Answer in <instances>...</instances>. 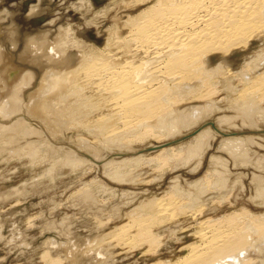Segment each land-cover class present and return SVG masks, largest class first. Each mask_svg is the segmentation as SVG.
Listing matches in <instances>:
<instances>
[{"label":"bare ground","instance_id":"bare-ground-1","mask_svg":"<svg viewBox=\"0 0 264 264\" xmlns=\"http://www.w3.org/2000/svg\"><path fill=\"white\" fill-rule=\"evenodd\" d=\"M113 2L80 27L85 31L81 34H88L87 28L92 30L99 18L106 20L117 5L136 11L104 31H95L102 47L80 39L73 26L57 28L54 21L41 29L30 25L28 31L37 32L36 36H29L25 47L20 44L19 56L11 44L8 54L0 45V148L9 149L13 160L27 158L52 183L73 175L81 181L94 168H101L114 183L152 184L153 179L148 181L152 172L161 170L163 175L197 160L193 171L199 169L221 137L218 149L234 158L238 168H247L252 160L249 144L255 140L224 134L223 126L236 118L220 116L212 126L208 120L218 111L223 113L220 104L226 103L229 110L245 115L250 127L264 124V0H134L131 8L124 6L129 0ZM41 3L31 5L26 19L44 22L42 13L48 10L41 9ZM73 7L91 12L89 1ZM12 29L17 32L16 27ZM54 30L60 34L56 38ZM91 33L88 36L93 38ZM12 58L27 70L10 63ZM191 130L194 134L186 137L184 132ZM210 164L214 168L203 179L187 183L189 190L175 181L162 197L151 199L137 212L129 211V222L112 235L114 243L121 241L124 247L160 258L161 251L175 252L176 243L190 241L181 250L187 252L184 256L152 264H264V212L236 209L234 201L231 213L204 217L232 194L228 180L233 173L225 160L213 156ZM255 164L262 170L264 157ZM254 181L264 186V177ZM94 182L99 193L110 195L103 180ZM82 186L76 196L96 201L90 182ZM250 201L263 207L264 187ZM97 221L99 228L106 225ZM96 240L73 235L65 246L69 264L105 262L107 257ZM47 254H41L45 264L63 263L60 257Z\"/></svg>","mask_w":264,"mask_h":264},{"label":"rangeland","instance_id":"rangeland-1","mask_svg":"<svg viewBox=\"0 0 264 264\" xmlns=\"http://www.w3.org/2000/svg\"><path fill=\"white\" fill-rule=\"evenodd\" d=\"M46 1L48 3H46ZM81 1L82 0H44V1L42 0V3L40 5L41 9L48 10V12L42 13V18L45 19L44 22H42L43 20L42 21L36 20L33 17L30 19H26V16H28L30 13L29 9L34 5H37V4L39 5V0H0V24H2V30L0 28V45H2V47L4 48V52L8 54L7 52V49L9 48L8 45L11 44V48H13L15 52L14 54H16L17 56L21 55L22 49H23L22 47L26 46L25 45L26 39L29 38V36H33V35L36 36V33H37V32L28 31L29 30L28 27L32 25V26L40 27L41 29L44 25L49 24L51 21H54L55 23L57 22L56 24V26L58 25L57 28H61V27L66 28L68 25L73 26L74 29L78 31L79 33L78 36L80 39L85 40L87 43H92V44L98 45L99 47H102L101 45L103 43H100V44L97 43V40L95 38L97 31L98 30L99 32L104 31L107 29L108 26H112L113 22H115L117 19L119 21V19H121L122 17V21H124L126 20L129 14H132V13L135 14L134 12H136V11H132L131 9L130 10L126 8L123 9L121 7L122 5H117L116 7H114V11L112 10L108 12L109 14L106 17V20L99 18L97 22L100 21L101 23L100 22L97 23L98 26L96 24L95 26L91 25L92 30H89V28H87L88 34L86 33L83 35L81 33L85 31L82 30L83 28L80 29V27L89 21L91 22L92 19H96L97 12L101 11L102 9L106 7L109 8L113 0H103L99 3L97 0H85L87 2L89 1V4L91 6V12H87L84 9L77 10L75 7H73L74 4L76 3L78 4ZM131 1H134V0H129V4H124V6L130 7ZM142 8L145 9V7H142ZM7 11H9L10 15ZM83 14L86 15L88 18H84ZM4 16L6 17L9 16V17L6 18ZM16 17L18 18L16 19ZM19 25L20 26L22 25L21 30L19 28ZM13 27L17 28L16 33H14L13 31L12 29ZM25 31H28V32H26L25 34L24 33ZM54 31L55 33H53V36H55L54 38H56L60 34H57L58 30H54ZM95 31H96V34H94ZM90 33L93 38L88 36L90 35ZM11 35H13V37H9ZM20 44L23 46L21 47ZM13 58L9 59L10 63L13 62L15 65H17L18 67H21L23 70H27V69H24L23 66H19L17 63H15L17 62V60ZM6 62L8 64V61ZM42 73L44 74V72ZM239 93L240 94L242 93L241 89L239 90ZM220 106L222 108V110L220 111H223V113L218 111L216 114L214 113L212 115V117L208 120L210 121L209 124H211V126L215 125L214 122H216L215 120L218 117L227 115V116H230L231 118H236V119L232 120L231 125L223 126L224 130L227 129L225 133L223 130L224 134H226L227 136H232V137L243 136L242 138L245 137L247 139L255 140L254 144H251V145L249 144V148H250L249 155L252 158V160H251V164H248V166L246 165L247 168L242 167V166H239L238 168V165L237 166L235 165L234 158H232L226 152L224 153L218 149L220 142L224 139L220 135L219 136L221 138H219L217 142H215L213 149H209L207 153L205 152L206 154L202 160L203 162L202 166L199 169L194 170L195 172L193 171V168H195V166L197 165L198 160L192 163H189V165H187L186 167L178 168L177 170H174L173 172H166L165 174H163L164 176L162 175L163 171L161 170L158 173L152 172V174L150 173L148 176L149 177L148 181L150 179H153L151 180L152 184L149 183L148 185L147 184L146 185L144 184L135 185L132 183L131 184L130 183L129 184L128 183L126 184L125 183H121V184L114 183L110 181L108 178L103 176V174L101 173L102 172L101 168L99 170L94 168L92 173L88 174L81 181L75 180L77 179V176L73 175L68 178L67 177L63 178L62 180H59V182L57 181L56 183L55 182L52 183V181L49 182L50 176L46 175L44 178V175H43L42 177L40 175L41 174L40 168L38 169L37 167H32V165L30 164L29 160H27V158L26 160H21V161L18 159L13 160V158L11 159V156L8 155L9 149L0 148V264H45V262L41 260L43 256L47 253L49 255L52 254L51 257L53 258L60 257L59 259L63 261V263L61 264H69V261L66 257L65 246L67 245V243L70 242V239L72 238L73 235H80V233L81 235L83 234L84 236L97 239L96 242L98 243V245H100L101 249H103L101 250L103 255L107 257L106 258L107 260L105 259V262L102 261L101 264H152V263L157 262L159 259L160 260L163 259V261L168 260V259L176 260L179 257L184 256V254H186L187 252H185V250L183 251L181 250L184 247L186 248V246L190 243L188 239L183 241L181 244L176 243L173 248V249L176 248L175 252H173L172 249L168 250L169 253L165 251H161L160 258H159V257H153L152 254L149 255L151 252L146 253L144 255L142 254V251H140L139 249L138 250L136 249L137 250L136 251L135 249L133 250L131 246L124 247L121 241L114 243L112 239L113 237L112 235L119 228H121L123 225L129 222V215H130L129 213H131V211L132 213L134 211L137 212V209H139L142 205H144L151 199L162 197V195H164L167 192V190L169 191L170 187L176 184V182L179 181L178 183L182 187L189 190V188L187 187L188 182H194L196 180L203 179L202 177H204L210 169L214 168L210 164L213 156L214 158H223L225 160L226 166L228 168L230 167V169L232 170L231 173L233 174L228 180L229 181L228 188L229 189L232 188L231 189L232 194L227 197L228 199L231 198L229 200L226 199V201L228 200V202L224 200L225 204L228 203L227 205L225 204L216 205L218 209L216 208L215 210H211L208 214L206 213L204 217H209V216L215 217V216H221L222 214L225 215V214L231 213L234 210L231 203H233L234 201H235L234 203H237L236 205H238V208L236 209L247 207L256 213L264 212V206L258 207L254 205L252 201H250L252 197L256 196L257 189H260V187L261 188L264 187L261 185H258L259 186L258 187L256 181H254L255 178L259 179L260 177H264V170H263L264 167L262 166L263 168L261 170V167L257 168L255 164L256 160H258L259 158L262 159L264 157V133L260 134L261 132H259L260 130L264 131V124L259 122L258 125L260 127L258 128L250 127L251 126L249 125L250 122L248 120H245L247 119L245 118L246 117L245 115H242L236 111L233 112L229 110V106L226 103L220 104ZM262 106H264V104H262ZM198 130H199V127L194 129V133ZM192 132H193L192 130L191 132L186 131L184 132V135L186 134V137L191 136L194 134ZM154 144H157V143H154ZM139 147L142 148L143 146L139 145ZM232 162H234V164H232ZM159 175L163 177L160 178ZM39 176H41L40 179H38ZM95 178L97 179L100 178L101 180H103V182H105L109 186L110 195H108V193L105 194L104 192L99 193L98 190L100 188H99V185L98 186L95 185L97 184L96 182H94ZM44 179H46V181ZM82 181H83V184L81 183ZM153 181L155 182L153 183ZM89 182L91 184L90 186L91 191L94 197H96L97 199L96 201H93V202L88 201V200H86L85 202V200L82 199V196L79 193H78L79 196H76L77 190L78 191L81 190L79 188L83 187L82 185H85L86 183H89ZM91 182H93L94 184H92ZM92 185H95V186H92ZM241 189H243L244 191H242ZM129 192H132V193H129ZM134 192L136 194L133 195ZM254 192H256L255 196H254ZM102 193L105 196L102 195ZM73 194L74 196H72ZM96 194H98L97 195L98 197L96 196ZM112 194H114V196ZM115 194H118V195H115ZM129 194H132V195H129ZM100 195H102L103 198ZM152 195H155V197L154 196L152 197ZM100 199H102L101 203L99 202ZM105 199L106 201H104ZM103 201L106 202L107 204L104 203ZM17 203L19 206L17 205ZM85 204L88 206H86ZM57 208H58V211H57ZM59 208H60V211H59ZM109 216H111L113 219H110ZM91 217H94L95 219L94 218L92 219ZM204 217L203 218L200 217V219H204ZM97 219H100L103 223L106 222L105 223L106 225L103 226L102 228H99L100 226L97 224L99 220L97 221ZM83 221L85 223H83ZM109 221L110 223H108ZM55 222L58 226L55 224ZM183 222H185V225L188 224V222L185 220H183ZM33 223L35 226L31 227ZM16 225H18L17 228H16ZM74 226L77 228H73ZM181 227L184 228L186 226L184 227L181 226ZM192 230H196V228L193 229L192 227ZM92 233L94 234V237H92L93 236ZM100 234L102 235L100 236ZM60 235H62L63 238ZM16 237L18 239H16ZM9 238L12 240H10ZM46 239H48V241H46ZM168 239H170V235L168 236ZM57 240L60 242H58ZM50 241L51 242L55 241L56 244L54 246L56 245L57 246L52 247L53 246L52 244L54 242L51 243ZM42 242L45 244V246ZM109 242H112L111 245L105 244ZM164 242H166V240H164ZM23 243L25 244V247L22 246L24 245ZM19 245H20V248H19ZM169 246L170 245H168L167 247ZM143 248H145L144 251L146 252L148 249V246H145ZM107 253L110 255H108ZM258 257L259 255L255 256V258H258Z\"/></svg>","mask_w":264,"mask_h":264},{"label":"flooded vegetation","instance_id":"flooded-vegetation-1","mask_svg":"<svg viewBox=\"0 0 264 264\" xmlns=\"http://www.w3.org/2000/svg\"><path fill=\"white\" fill-rule=\"evenodd\" d=\"M2 26V25H1ZM40 29V28H39Z\"/></svg>","mask_w":264,"mask_h":264}]
</instances>
